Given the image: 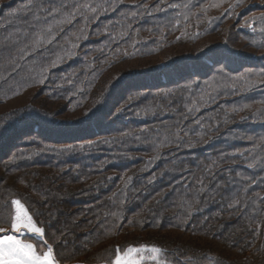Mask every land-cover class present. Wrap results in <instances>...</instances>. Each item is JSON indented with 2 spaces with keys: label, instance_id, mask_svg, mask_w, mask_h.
Here are the masks:
<instances>
[{
  "label": "rangeland",
  "instance_id": "rangeland-1",
  "mask_svg": "<svg viewBox=\"0 0 264 264\" xmlns=\"http://www.w3.org/2000/svg\"><path fill=\"white\" fill-rule=\"evenodd\" d=\"M20 224L60 264H264V0H0Z\"/></svg>",
  "mask_w": 264,
  "mask_h": 264
},
{
  "label": "snow or ice",
  "instance_id": "snow-or-ice-1",
  "mask_svg": "<svg viewBox=\"0 0 264 264\" xmlns=\"http://www.w3.org/2000/svg\"><path fill=\"white\" fill-rule=\"evenodd\" d=\"M5 245L0 248V252L8 258L5 264H51L50 256L39 254L34 245L24 244L15 240L6 241ZM133 252L134 250H130L128 255L122 257L121 262H118V264H137L132 259Z\"/></svg>",
  "mask_w": 264,
  "mask_h": 264
},
{
  "label": "bare ground",
  "instance_id": "bare-ground-1",
  "mask_svg": "<svg viewBox=\"0 0 264 264\" xmlns=\"http://www.w3.org/2000/svg\"><path fill=\"white\" fill-rule=\"evenodd\" d=\"M193 70L200 71L196 67H191V68L189 67V74ZM15 122H18V120L14 121L12 124H14ZM6 126H8V125H6ZM65 127H68V126H65ZM65 133H69V131L65 132ZM74 136H77V135L74 134ZM16 138L17 137H15L14 139H16ZM64 138H72V137H64V136H62L60 139H64ZM78 160H80V161L75 160L74 162L75 163H79V162L83 161L86 164L87 162L90 161V158L83 156L82 158H79ZM14 228L15 229H13V230L1 231L0 232V248H3L4 246H6L5 245L6 241L15 240V241L22 242L21 241V235L24 234V233H31L32 235H37L39 237L42 236V234L39 232V230H36L34 227H29L27 229V228H24L23 226H21V224H20V225L14 227ZM45 256H50L51 264H60V263H58L56 261V259L54 257V254L51 251L47 252ZM6 259H8V258L5 257L2 252H0V264H5ZM118 262H121V260H118L116 262V264H118Z\"/></svg>",
  "mask_w": 264,
  "mask_h": 264
},
{
  "label": "trees",
  "instance_id": "trees-1",
  "mask_svg": "<svg viewBox=\"0 0 264 264\" xmlns=\"http://www.w3.org/2000/svg\"><path fill=\"white\" fill-rule=\"evenodd\" d=\"M19 20L20 19H22L21 17L20 18H18ZM14 24V23H13ZM12 24V25H13ZM14 28V27H13ZM145 85H147V84H145ZM145 85H143L144 87L143 88H145ZM150 97L151 95H149V94H145L144 95V99L145 98H147V97ZM120 98H122L121 96L117 99V101L116 102H114L113 103V105H115V106H117L116 108H118L119 106H120V104L121 103H119V102H121V100H120ZM110 106V102H108V104L106 105V107L108 108ZM56 121V120H55ZM65 127V126H64ZM10 128V127H9ZM67 150L68 149H65V152H66V155L68 154V152H67ZM55 160V162H58L59 161V159L58 158H55L54 159ZM59 162H64V163H68V160L66 159V160H64L63 158H62V160H60ZM58 164V163H57ZM69 164V163H68ZM39 187V189H40V191L42 190L43 192L42 193H46L47 192V196L49 197V198H51V199H53V200H55L56 198H58V196L60 195V194H63V193H65V192H67L68 190L67 189H65L64 188V186H62V187H59L58 185H54L53 184V186H47V185H44V183H41V185H39L38 186ZM54 187H56L57 189H55ZM47 188H49V189H47ZM49 191V192H48ZM50 201V200H49ZM51 203H53V201H51ZM53 206H54V204H52ZM56 206V205H55ZM53 209V208H52ZM54 210H58L57 208H55ZM50 211V210H49ZM48 212V211H47Z\"/></svg>",
  "mask_w": 264,
  "mask_h": 264
}]
</instances>
